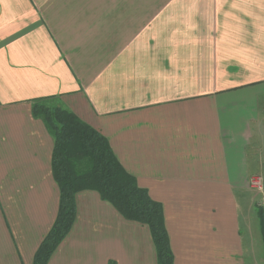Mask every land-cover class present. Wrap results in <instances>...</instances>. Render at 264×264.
<instances>
[{
    "label": "crops",
    "instance_id": "crops-1",
    "mask_svg": "<svg viewBox=\"0 0 264 264\" xmlns=\"http://www.w3.org/2000/svg\"><path fill=\"white\" fill-rule=\"evenodd\" d=\"M40 97L161 203L174 264H264V0H0V264H30L57 210ZM76 203L47 264H156L145 224Z\"/></svg>",
    "mask_w": 264,
    "mask_h": 264
},
{
    "label": "trees",
    "instance_id": "trees-1",
    "mask_svg": "<svg viewBox=\"0 0 264 264\" xmlns=\"http://www.w3.org/2000/svg\"><path fill=\"white\" fill-rule=\"evenodd\" d=\"M31 112L44 122L53 138L50 168L58 202L55 217L30 264L49 262L76 220L77 194L87 190L95 191L126 220L145 224L154 245L156 264H174L161 203L126 172L107 138L47 97L36 98Z\"/></svg>",
    "mask_w": 264,
    "mask_h": 264
},
{
    "label": "built area",
    "instance_id": "built-area-1",
    "mask_svg": "<svg viewBox=\"0 0 264 264\" xmlns=\"http://www.w3.org/2000/svg\"><path fill=\"white\" fill-rule=\"evenodd\" d=\"M248 186L260 197L258 198V205L261 209L264 223V175L256 173L249 176Z\"/></svg>",
    "mask_w": 264,
    "mask_h": 264
},
{
    "label": "rangeland",
    "instance_id": "rangeland-1",
    "mask_svg": "<svg viewBox=\"0 0 264 264\" xmlns=\"http://www.w3.org/2000/svg\"><path fill=\"white\" fill-rule=\"evenodd\" d=\"M263 173H264V172H263ZM54 184H55V183H54ZM55 188H56V194L54 193V197L57 196V192H58V191H57V186H56V184H55ZM54 192H55V191H54ZM99 198H100V197H99ZM255 198H256V200H257V199L260 198V197H259V195L255 194ZM55 200L57 201V197L54 198V201H55ZM101 200H102V199H101ZM103 201H104V200H103ZM256 228H257V226H256Z\"/></svg>",
    "mask_w": 264,
    "mask_h": 264
}]
</instances>
